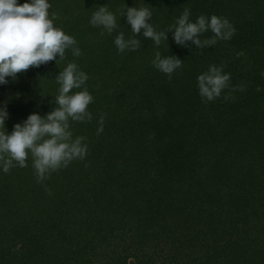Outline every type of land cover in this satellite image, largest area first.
<instances>
[{
    "label": "trees",
    "instance_id": "16d2710c",
    "mask_svg": "<svg viewBox=\"0 0 264 264\" xmlns=\"http://www.w3.org/2000/svg\"><path fill=\"white\" fill-rule=\"evenodd\" d=\"M48 2L82 55L67 49L64 60L9 77L0 108L9 134L47 115L56 76L76 63L93 119L71 131L88 154L43 182L31 156L27 167H0V264H264V0ZM104 5L117 19L111 34L90 23ZM127 7L150 8L157 31L174 30L188 9L191 22L216 15L236 32L203 49L177 45L172 32L159 46L141 33L139 49L121 53L115 38L134 36ZM156 52L184 63L169 77L153 65ZM212 65L230 81L207 101L198 77Z\"/></svg>",
    "mask_w": 264,
    "mask_h": 264
},
{
    "label": "clouds",
    "instance_id": "9594fccd",
    "mask_svg": "<svg viewBox=\"0 0 264 264\" xmlns=\"http://www.w3.org/2000/svg\"><path fill=\"white\" fill-rule=\"evenodd\" d=\"M50 8L48 0H30L22 5L18 4V0H0V85L8 84L9 77L16 80L18 74L26 73L31 68H39L54 60L57 62V55L59 60H64L67 49H71L74 56L82 55L76 47V39L54 26L58 17L55 13L50 17ZM123 15L131 25L134 36L126 40L121 32L115 38L114 43L121 53L139 49L140 40L135 37L141 33L159 46L162 40H168V33L172 32L177 45L188 46V42H192L203 49L215 45L218 39L230 40L236 32L228 19L216 15L211 16L210 20L201 15L196 22H191L188 9L176 21L174 30L167 32L157 31L149 22L153 13L148 7H127ZM90 23L94 27H103L109 34L118 27L116 15L107 5L99 6L92 14ZM209 30L213 37L201 40L200 36ZM183 63L172 55L162 58L160 52L155 53L153 60V65L169 77ZM88 79V75L79 70L76 63H68L56 76L60 87L54 110L45 116L30 114L23 123L15 124L10 134L5 127L9 118L7 107L0 108V167L5 173L16 166L27 167V160L31 156L37 181L43 182L52 173L67 168L74 160L85 159L88 154L85 137L73 138L70 122H89L93 119L88 107L94 102V96L84 87ZM229 81L230 74H224L220 67L210 66L207 72L198 77L201 97L207 101L214 100L223 89L229 87ZM81 88V91H72ZM103 123L104 115H101L97 135L103 132ZM46 190L51 194L50 189Z\"/></svg>",
    "mask_w": 264,
    "mask_h": 264
}]
</instances>
